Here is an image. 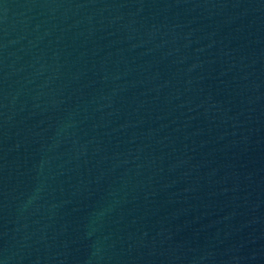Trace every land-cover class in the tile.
<instances>
[{"label": "water", "instance_id": "95a60500", "mask_svg": "<svg viewBox=\"0 0 264 264\" xmlns=\"http://www.w3.org/2000/svg\"><path fill=\"white\" fill-rule=\"evenodd\" d=\"M0 264H264V0H0Z\"/></svg>", "mask_w": 264, "mask_h": 264}]
</instances>
